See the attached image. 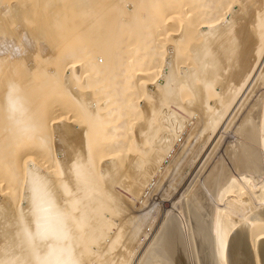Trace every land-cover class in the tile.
I'll list each match as a JSON object with an SVG mask.
<instances>
[{"label":"bare ground","instance_id":"obj_1","mask_svg":"<svg viewBox=\"0 0 264 264\" xmlns=\"http://www.w3.org/2000/svg\"><path fill=\"white\" fill-rule=\"evenodd\" d=\"M203 259L264 264V0H0V264Z\"/></svg>","mask_w":264,"mask_h":264},{"label":"rangeland","instance_id":"obj_2","mask_svg":"<svg viewBox=\"0 0 264 264\" xmlns=\"http://www.w3.org/2000/svg\"><path fill=\"white\" fill-rule=\"evenodd\" d=\"M166 181V179L161 183V185H163L164 184V182ZM183 180H181V182H182ZM181 182H180V184L179 185H181ZM160 185V186H161ZM173 195H174V193H173ZM156 198V195H152V199L151 200H153V199H155ZM167 204V203H166ZM165 204V201H163V203L161 204L163 207H166L167 205ZM165 205V206H164ZM184 205V204H183ZM159 209V211H160V208H158ZM182 212H183V217H185V225H186V227L188 228L189 226V228H188V230H190L191 228H193L194 227V225H193V222H191V221H189V210H188V208L186 207V206H183L182 207ZM187 218V219H186ZM193 241L195 242V244H196V246L198 247V238L196 237V236H194V238H193ZM204 260V259H203ZM200 264H203V263H201L200 262ZM204 264H205V260H204Z\"/></svg>","mask_w":264,"mask_h":264}]
</instances>
